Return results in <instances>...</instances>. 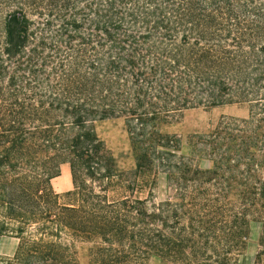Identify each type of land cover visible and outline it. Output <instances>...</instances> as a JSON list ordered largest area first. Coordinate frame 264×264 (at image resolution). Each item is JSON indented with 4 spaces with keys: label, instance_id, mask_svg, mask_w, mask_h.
I'll return each instance as SVG.
<instances>
[{
    "label": "trees",
    "instance_id": "obj_1",
    "mask_svg": "<svg viewBox=\"0 0 264 264\" xmlns=\"http://www.w3.org/2000/svg\"><path fill=\"white\" fill-rule=\"evenodd\" d=\"M225 105L249 118L194 137L189 156L161 132ZM112 120L130 170L97 135ZM64 165L74 189L58 194ZM234 171L264 210V0H0V237L19 241L0 264H239L250 220ZM162 173L174 197L142 199Z\"/></svg>",
    "mask_w": 264,
    "mask_h": 264
},
{
    "label": "rangeland",
    "instance_id": "obj_2",
    "mask_svg": "<svg viewBox=\"0 0 264 264\" xmlns=\"http://www.w3.org/2000/svg\"><path fill=\"white\" fill-rule=\"evenodd\" d=\"M225 118L248 119L249 109L245 105H225L219 107H199L184 112L178 120L164 125L161 132L165 135L175 136L181 141L182 155H190V144L194 137L210 134L219 123ZM98 137L104 142L106 148L118 159L122 169L130 170L135 162L131 156V142L127 129L120 120L105 121L96 127ZM196 164V162H195ZM199 167H212V162L203 160L197 163ZM234 179L228 182L231 186L230 198L233 201L235 212H244L249 215L250 235L247 250L240 258L239 264H264V240L262 234L264 230V210L258 198L253 200H244L238 196L244 189V180L239 175V171H234ZM231 173H228L229 177ZM239 175V177H238ZM263 174L259 172L257 180L262 179ZM254 182H257L256 180ZM53 188L58 194H65L74 189L72 174L69 166L61 167V175L52 182ZM72 185V187H71ZM71 187V188H70ZM71 189L68 191V189ZM246 190V189H244ZM175 195L174 189L170 186L165 174H160L153 187H147L140 194L142 199L152 198L154 203L165 202ZM245 201H248L246 203ZM254 203V204H252ZM213 209L223 218L228 209V202L221 199L213 201ZM19 241L12 236L0 237V257H13L17 250ZM83 259L86 261V249L82 251ZM152 264H166L165 262L154 259Z\"/></svg>",
    "mask_w": 264,
    "mask_h": 264
},
{
    "label": "crops",
    "instance_id": "obj_3",
    "mask_svg": "<svg viewBox=\"0 0 264 264\" xmlns=\"http://www.w3.org/2000/svg\"><path fill=\"white\" fill-rule=\"evenodd\" d=\"M71 187H72V185H71ZM71 187H70V188H71ZM70 188L68 189V191H70V190H71ZM242 257H243V256H242Z\"/></svg>",
    "mask_w": 264,
    "mask_h": 264
}]
</instances>
